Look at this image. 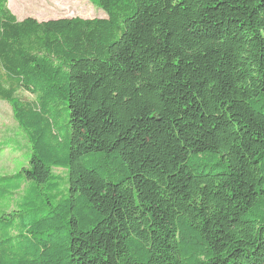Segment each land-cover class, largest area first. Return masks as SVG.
Instances as JSON below:
<instances>
[{"label": "trees", "instance_id": "trees-1", "mask_svg": "<svg viewBox=\"0 0 264 264\" xmlns=\"http://www.w3.org/2000/svg\"><path fill=\"white\" fill-rule=\"evenodd\" d=\"M90 1L0 0V264H264V0Z\"/></svg>", "mask_w": 264, "mask_h": 264}, {"label": "rangeland", "instance_id": "rangeland-1", "mask_svg": "<svg viewBox=\"0 0 264 264\" xmlns=\"http://www.w3.org/2000/svg\"><path fill=\"white\" fill-rule=\"evenodd\" d=\"M8 8L19 21L26 18L38 22L62 18H106L105 13L90 0H8ZM24 96L33 98L26 93ZM66 121L61 118L62 126ZM31 155L32 148L26 133L15 122L10 106L0 101V177L15 174L22 167L27 168ZM53 174L63 175L57 169Z\"/></svg>", "mask_w": 264, "mask_h": 264}]
</instances>
